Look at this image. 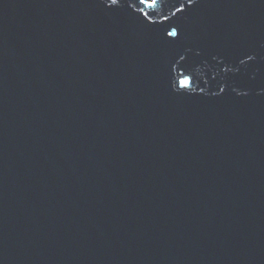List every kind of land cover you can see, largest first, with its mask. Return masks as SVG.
<instances>
[{
    "label": "water",
    "instance_id": "obj_1",
    "mask_svg": "<svg viewBox=\"0 0 264 264\" xmlns=\"http://www.w3.org/2000/svg\"><path fill=\"white\" fill-rule=\"evenodd\" d=\"M0 264H264V0H0Z\"/></svg>",
    "mask_w": 264,
    "mask_h": 264
},
{
    "label": "snow or ice",
    "instance_id": "obj_2",
    "mask_svg": "<svg viewBox=\"0 0 264 264\" xmlns=\"http://www.w3.org/2000/svg\"><path fill=\"white\" fill-rule=\"evenodd\" d=\"M113 2H115V0H113ZM141 3L146 2V0H140ZM148 2L150 3V6H154L157 2V0H148ZM170 35H175V33H170ZM182 84L187 85L188 81L187 80H182L181 81Z\"/></svg>",
    "mask_w": 264,
    "mask_h": 264
}]
</instances>
